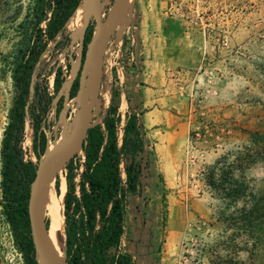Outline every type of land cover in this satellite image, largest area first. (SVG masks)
<instances>
[{
    "label": "rangeland",
    "instance_id": "rangeland-1",
    "mask_svg": "<svg viewBox=\"0 0 264 264\" xmlns=\"http://www.w3.org/2000/svg\"><path fill=\"white\" fill-rule=\"evenodd\" d=\"M102 1L105 15L111 0ZM165 1L183 27L184 62L173 67L169 91L173 99L167 115L160 124L147 128L142 157L148 168L140 192L129 196L122 246L131 251L133 264H264V222L258 213L249 216L243 211L252 196L264 197L262 150L250 149L247 157L243 148L251 145L249 131L264 133V0ZM26 2L0 0V147L14 95L3 56L14 50L13 26L23 16ZM130 15L126 13L124 24L119 23L107 45L92 121L102 122L114 98L121 118L118 140L128 111L120 101L124 70L134 66L125 63ZM73 19L67 24L71 41L50 43L41 57L50 92L58 67L64 77L46 114L47 147L55 146L69 131L76 103L68 90L80 66L84 29L88 24L94 27L90 13L83 31L74 37ZM62 93V107L57 111L56 99ZM24 132V156L38 165L43 155L39 159L34 155L29 118ZM236 154L245 157L233 174L246 187L243 196L232 199L225 193L229 163ZM58 175L60 181L64 168ZM0 264H22L1 206Z\"/></svg>",
    "mask_w": 264,
    "mask_h": 264
},
{
    "label": "trees",
    "instance_id": "trees-1",
    "mask_svg": "<svg viewBox=\"0 0 264 264\" xmlns=\"http://www.w3.org/2000/svg\"><path fill=\"white\" fill-rule=\"evenodd\" d=\"M82 1L27 0L23 16L13 26L16 35L14 50L3 56L14 95L1 138L0 206L21 253L22 264H38L27 209L29 185L37 165L24 156L22 141L25 120L30 119L32 148L39 159L49 140L44 130L46 114L64 81L58 67L53 77L52 91H49L47 78L42 72L41 57L50 43L57 45L71 41L67 24ZM92 30L90 24L84 29L80 66L68 90L70 99L74 98L78 88L85 47ZM112 72L113 76L116 75L114 67ZM63 98L62 93L56 99L57 111L62 107ZM117 108L113 98L102 122L88 128L82 152L75 154L64 166L66 264H133L132 255L122 246V239L129 196L140 192L148 168L147 161H143L142 157L146 151L147 128L139 113H127L122 136L118 140L117 124L121 118ZM249 134L251 145L243 147L247 152L245 155L249 157L250 149L257 148L258 151L262 150L264 156V133L255 130L249 131ZM242 157L245 156L236 154L229 163L230 182L225 195L232 199L245 194L244 181L233 174L237 162L242 163ZM54 186L58 192V174ZM243 211L249 216L258 213V218L264 222V197L256 200L252 196L249 204L243 206ZM47 224L48 217L45 226Z\"/></svg>",
    "mask_w": 264,
    "mask_h": 264
},
{
    "label": "water",
    "instance_id": "water-1",
    "mask_svg": "<svg viewBox=\"0 0 264 264\" xmlns=\"http://www.w3.org/2000/svg\"><path fill=\"white\" fill-rule=\"evenodd\" d=\"M87 1L94 17V27L86 43L84 59L79 72L78 88L74 96L76 105L70 119V128L63 135L53 160L44 163L42 159L39 162L29 185L28 218L38 264H56L55 255L45 241L43 203L47 191L59 171L75 154L82 152L87 130L93 125V112L102 82L105 51L111 36L129 9V0H111L105 15H103L104 1Z\"/></svg>",
    "mask_w": 264,
    "mask_h": 264
},
{
    "label": "crops",
    "instance_id": "crops-1",
    "mask_svg": "<svg viewBox=\"0 0 264 264\" xmlns=\"http://www.w3.org/2000/svg\"><path fill=\"white\" fill-rule=\"evenodd\" d=\"M131 5L138 18L135 62L124 70L120 101L125 102L127 113H139L149 128L162 122L172 102L173 67L184 62L183 27L165 0H133Z\"/></svg>",
    "mask_w": 264,
    "mask_h": 264
},
{
    "label": "bare ground",
    "instance_id": "bare-ground-1",
    "mask_svg": "<svg viewBox=\"0 0 264 264\" xmlns=\"http://www.w3.org/2000/svg\"><path fill=\"white\" fill-rule=\"evenodd\" d=\"M91 13V8L87 0H83L73 13V36H78L84 29L88 14ZM123 23V22H121ZM124 24V23H123ZM63 137V136H62ZM53 146L47 147L43 154L44 163H49L55 157L60 142ZM53 183V182H52ZM51 183L47 191L43 203V217H48V224L45 226V241L49 244L55 255L56 264H65L64 246V215H63V201L65 197L66 184L65 177L62 175L59 181V191L57 192L55 186Z\"/></svg>",
    "mask_w": 264,
    "mask_h": 264
},
{
    "label": "built area",
    "instance_id": "built-area-1",
    "mask_svg": "<svg viewBox=\"0 0 264 264\" xmlns=\"http://www.w3.org/2000/svg\"><path fill=\"white\" fill-rule=\"evenodd\" d=\"M128 12H130L131 15H130L129 25L127 26L126 33L129 35L128 38H129L130 44H129V51L127 54V61L125 63L130 64V65H132V64L134 65L135 53H134V50L132 47V43L134 41L133 32H134V29H136V27H137V19L135 18L134 20H132L134 18L135 14H134L133 10L131 12V6H129Z\"/></svg>",
    "mask_w": 264,
    "mask_h": 264
},
{
    "label": "flooded vegetation",
    "instance_id": "flooded-vegetation-1",
    "mask_svg": "<svg viewBox=\"0 0 264 264\" xmlns=\"http://www.w3.org/2000/svg\"><path fill=\"white\" fill-rule=\"evenodd\" d=\"M110 3H111V1H110ZM109 7V6H108ZM108 7H107V9H108Z\"/></svg>",
    "mask_w": 264,
    "mask_h": 264
}]
</instances>
